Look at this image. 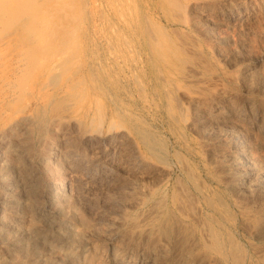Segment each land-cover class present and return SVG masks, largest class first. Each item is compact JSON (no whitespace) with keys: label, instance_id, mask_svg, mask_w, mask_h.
I'll use <instances>...</instances> for the list:
<instances>
[{"label":"rangeland","instance_id":"obj_1","mask_svg":"<svg viewBox=\"0 0 264 264\" xmlns=\"http://www.w3.org/2000/svg\"><path fill=\"white\" fill-rule=\"evenodd\" d=\"M132 1H133L134 5L131 6L130 4L132 3ZM134 1L135 0H124V1L123 0H120V1L119 0H0V35H3V34H8L9 35V33H11V32L13 33L14 31L15 32L19 31V33H23L26 36L28 35V42H27L28 45H26L27 47H25L26 48L25 50H27V49L29 50L28 53H29L30 57H32L33 55L39 54V53L42 54L43 58L45 57L44 59H48L49 57L50 58L53 57L54 53H56V51H55L56 49L54 48L55 49L54 50L53 47H50V49H48V46H45L46 50L43 49L44 48L43 45H42L43 41H45L47 39L48 41H51L52 43H55V41L58 40L61 37L60 35L65 34L66 31H67L66 33H69L70 31H72L71 35H74V36H72V39H73L74 43L70 47L67 48L68 50H67V53H66V55L68 56L70 62L68 61L67 63H65V66H67V67H69L71 69V71H69V73L66 74L67 76L66 75H56L54 77H51V80H49V81H47L46 79H41V75L39 74V72L36 73L37 70H38L37 69V67H38V65H37L38 62L37 61H38V59L37 60L35 59L34 61H30L31 64H30V62L26 63L25 66L22 68V71L19 72V78H18L19 79V85L21 87H23V93L21 92V90H22L21 89L16 94L15 97H8V99L6 97H4V96L2 97V95L0 94V102L2 103V104H0V107L4 106V104L5 105H10V106H8V111L9 112H7L6 114H3V113L0 112V116L3 115V116L0 117V126L2 125L0 127V132L3 131L2 133H0V137L2 138V139L0 138V149H1L0 150V157L2 156L0 158V164L2 163V166H0V172L3 169L2 167H4V164L6 163V161H13V163L19 164L21 166L20 170L21 169L23 170V171H20V174H19V172H17V170H14L12 172V174H11L12 175L11 179H13V180H11V181L8 180L7 182L5 181V182H2V183L0 182V199H2V197H3V199L4 198L6 199V198H9L8 196H12L13 195V198H11L13 201L11 202V204H9V206H10V210H9L10 215L14 218L16 223H18V222L22 223V221L26 225H29V223H30L31 226L35 229V235H36L35 236L33 234L34 236L30 235L29 237L21 238L22 240L20 241V243H21L22 250L17 252L16 258L17 259H21L22 258V260H25L28 264H45L48 259H49L48 261H52L53 263H56V264H81V263H83V259L82 258H79V260H77L75 263H68V262L66 263L65 260L63 261V259L66 256V253H68V251L71 250V245L72 244H70L69 242L72 243V238L68 234L69 230H70L69 226H71V225H73L74 227L77 226V229L79 231L81 230V232H80L81 243H90L87 246H92V247L93 246L97 247L99 245L101 246V247L99 246V249L101 248L100 250L103 252V253L101 252V254L103 255L101 261H103L104 264L106 262H108L106 264H109V262H110L109 246H108V240L107 239H108V237L110 235H113V233L115 234V236L113 235L114 241L118 242V244L120 245L121 248H124V249L126 248L125 250L126 251L128 250L129 252H131L132 255L134 253H135L134 255H138V254L140 255V254L143 253L142 249H144V248H142V247H141L142 249L140 248L141 245L138 243V240L137 241L135 240V237L134 238H132L131 236L129 237V235H131V231H129L130 227L124 221H121L122 219H121L120 214L122 213V215L123 214L125 215V214L128 213L127 211L132 210V207H133L132 205L135 204L134 199H137L139 191L141 189H145L147 187L162 185L165 182L164 186L167 185L165 189L169 188L168 189L169 193H170V191H174L175 190V192H177V194L183 195L181 193V192H183V191H181V189L183 190V188H182L181 185H179V182H180V184L181 183H182V185L184 184L183 186L185 187V189L187 188L188 191H189V189H188V187H189L191 189L190 192L195 195V196L191 195L187 191L190 194L189 196H187L189 199H190V196H192L191 197L192 200L196 199V197H197V199L195 201L193 200V203H192V204H195L194 206H196V207L199 206L198 200L199 201L202 200L201 192L198 190L199 188H197V187L201 186V187H206L207 189L209 188L208 191L211 194L217 192L218 194H221L222 196L224 195L223 196L224 199L228 202V209H227L228 211L227 210H225V211L223 210L224 211L223 212V217L227 216L226 218H228V219L225 218L226 221L227 220H232V222L231 221H227L228 224L231 225V226L233 225L232 227H234V230H236L235 231L236 233H238V234L241 233L242 234V235L241 234L240 235L243 237V241H244L245 245H247V247L250 249L251 255L254 257L253 258L254 264L255 263L256 264H259V263L264 264V252H262V251H264V247H263L264 246V236H263V234H264L263 232L264 231L261 232V233L260 232L258 233V231H256L255 229H252L253 227L252 228L250 227L251 228V230H250V229H248L249 226H246V225H245V227H246L245 228L244 225H243L244 223L242 222L243 217L240 214L239 210L234 205L236 203L235 201H240V202L244 203V205H247L248 207H250L252 210L262 211L263 215H264V201H263L264 200V182H262V180L264 181V176H261V174L264 175V172H263L264 171V138H261V139H260V137H258L259 139L257 137L254 138L255 136L251 135L253 130L250 128L251 125L253 126V123L255 124V122H256L258 116L260 115V113H264V111H262L264 109V106L261 104V102L264 104V93H263L264 92V85H262L263 82H264V26H263L264 25V20L261 21V22L253 21V23H251V25H249V27L248 26L246 27V30L243 29V28H238V27H235L233 29V27H229L227 24H224L222 21H218V20H215V19H214V21H211L213 23H211V24L209 23V24L206 25L207 21H204L205 19L201 20V18L198 16V14L196 12H193L192 14H190L191 12L188 9L189 6H190V3H189L188 0H182V1L181 0H179V1L170 0L171 2L169 0H164V1L162 0L164 3L169 4V6H168L169 8H168V11L166 12V14L161 13L162 16L160 14L161 18L163 20L167 19V20L176 21V22H179V23H177V25H175V28L177 30L175 29L174 31H172L171 28H167L165 31H163V29H165V28L161 29L160 26L159 27L158 26L155 27V30H157L158 32L162 31L161 33H163V34L164 33L165 34H167V33L171 34V37L170 36L169 37L170 38L173 37L172 40H174V42L177 45H180L181 47L185 46V45L186 46L187 45L195 46V48L198 50V52H200V53H198L200 55V57L197 56L199 59L195 58V61L199 60L197 63H199V62L201 63L202 62V60L200 58H201V56L203 54L204 55L202 56V58H204V59H203V62L201 63L202 65L199 63L201 66L196 63V69H195L196 71L189 72L190 78L188 79V81L186 80V78H183L182 76H177L176 80L173 81V79L172 80L170 79L171 83H168L169 81L167 82L165 80V78L162 77L164 79V81H163V79L161 80V77H160L158 82H161V83L158 84L157 81L156 82H154V81L156 80L155 77L156 76L159 77V75L155 76V74L153 73L152 65L155 62H157L158 60L161 59L160 56L158 54H154V52L156 50H160L161 49V44L163 42V37H161V35H158L156 33V40L157 41L155 40L152 43L153 46L151 45L150 47H148L149 50H151V52L144 50L146 53L144 51H142L143 57H141L140 48L137 49L136 47H134L135 46L134 43L137 40L132 39V37L127 34L128 33L127 32L128 28L123 29L124 27L128 26L127 25V20L131 16L134 15V12L135 13L138 12V7H137L138 5L135 4ZM162 1L152 0L151 3L153 5H155L156 2L158 3V2H162ZM185 1H187V2H185ZM208 1H210L212 3L219 4V3L225 2L227 0H208ZM228 1H232V0H228ZM63 2L65 3L64 4L65 6L62 4ZM118 3L119 4L122 3V5H119ZM177 3L178 4L182 3V4L177 5ZM175 4H176L177 7L175 6ZM135 5H137V6H135ZM181 6H182V8H181ZM51 10H56V12L55 11L53 12V14L54 15L56 14V16H54L53 14H52L53 16L50 15V11ZM64 12L67 13V14H64ZM131 12H133V14ZM51 13H52V11H51ZM193 14H194V16H193ZM118 16L121 17V18H119ZM124 16H125V18H124ZM51 17H53V18H51ZM65 19H67V20H65ZM175 19H177V20H175ZM182 19L184 21H182ZM193 19H195V20H193ZM185 21H187V22H185ZM215 21H218L219 23L218 22L215 23ZM59 22H60L61 26H62V24H63V26H65L64 29L62 27L57 29L56 26H60ZM56 23H58V25ZM25 24H29V25L32 24L34 26V29L31 30L30 32H25V31L19 30V28H21V26L25 25ZM213 24L215 25V28H213L214 27ZM199 25H200V27L202 29L200 27H198ZM203 25H204V27H203ZM208 26H210L209 27L210 29L208 28ZM211 26H213V27H211ZM242 29H243V31L244 30L245 31L244 32L241 31ZM47 30H49V31H47ZM64 30H66V31H64ZM124 30H126V31H124ZM201 30H203V31H205V33H209V34L205 35V33L203 34V32ZM117 31H119V32H117ZM157 31H155V32H157ZM175 31H176V34L174 33ZM73 32H75V33H73ZM121 32H122V34H121ZM19 33H14V36L17 37V35H20ZM41 33L43 35H41ZM116 33L117 34L119 33V35H117ZM48 34H50V35H48ZM51 34L53 36H51ZM35 35H36V38H35ZM47 35L49 36V38H48ZM122 35H125V36H122ZM40 36L41 37L44 36V40L43 39L40 40V38H41ZM11 37H13V36L11 35ZM45 37H47V38L45 39ZM124 37H126V39ZM191 37H193V38H191ZM38 38H39V40H38ZM192 39H194L196 41L193 42ZM36 40L38 41V43H37ZM40 41H42V43ZM124 41H126V42H124ZM133 41H134V43H133ZM159 41H160V44L157 43L155 45V43L159 42ZM179 42L181 44H179ZM186 42L189 43V44H186ZM52 43H50V45ZM131 43H132V45H131ZM41 46H42V48H41ZM153 48H157V49H153ZM44 51H45V53H44ZM52 52H54V53H52ZM6 53L8 54V52H3L1 55L2 56L3 55H7ZM43 54H44V56H43ZM49 54H51L52 56H50ZM70 54H71V56H70ZM147 54H148V56H147ZM225 55H226V57H225ZM227 56L230 59L227 58ZM186 58H187V55H186ZM227 59H229V60H227ZM234 59L237 61V63L235 62ZM207 60H208L209 63L205 62ZM233 60L235 62V66L233 65L234 64ZM137 62H138V64H137ZM146 62H148V63H146ZM243 63L246 66H244ZM36 65H37V67H36ZM253 65L254 66L257 65V66L253 67ZM258 65L260 66V68H258L259 67ZM65 66H64V68L67 70V68ZM85 66L94 68L96 71H98V70L99 71H98V73L96 75L93 74V76L92 75L87 76L86 84H85V82L83 80H82L83 81L82 82L81 79L74 81V83L70 82V83L66 84V78L63 77V76L68 77V75H70L71 73L76 72V70H78L77 68H82V67H85ZM206 66H207V68H206ZM104 70H105V72H104ZM197 70H198V72H201V73L197 74ZM243 70L246 71V72H243ZM261 70H262L263 73L260 72ZM218 71L220 73H218ZM251 71L253 72L254 75L256 74L254 72H257L256 76L259 79L258 78L254 79L256 76H254L252 74L254 76L253 77L251 75V73H250ZM145 72L147 74H145ZM258 72L261 73V75ZM101 73L106 74V76L102 75ZM248 73H250V74H248ZM242 74H243V76H242ZM249 75L252 76V78H249L250 77ZM100 76H101V78H105V80L107 78H108L107 80L111 79L110 80L111 84L114 83V84L117 85V87H116V85L113 84V86H115L114 88L117 90V91H115L116 92V96L119 95V98H123L124 101H126L129 104L130 108L134 112L136 111V113L139 116H141L142 124H144L142 126V129L145 127V129H143V130L146 132L147 135H150L149 136V139H150L149 143L152 145V149L151 150L148 151L147 149L143 148L142 152L144 151L143 153L145 154L146 158L151 160L152 162L161 164V161H163V162L165 161L164 165H166L165 167L168 169V171H166V172H168V173L165 174V172H161L162 174H160V173H156L153 169H151V170L148 169L147 170L146 168L145 169L143 168L141 171H138V173L136 174L140 178H138L136 175H135L136 177L135 176L132 177V175H131L132 174V170L137 169L138 166L134 164V166H135L134 168H133V165H132V166H130V168L127 166L129 168L128 170L126 169V167H123L124 169H122L121 168L122 166H120L119 163H118V161H119L118 158H121L124 155L122 150L119 152L120 154L122 153L121 154L122 156L119 153L115 154L114 150H113V145L109 143V146H108V143H106V142H105L106 143L105 147H104L105 144L102 143L104 148L101 147L102 145L100 144L98 147H101V148H99V150L96 149L97 152L98 151H103V149H104L103 152L97 153L96 151H94V152L88 151L87 149H89V146H91V144L89 143L88 145L86 144L87 146L84 145V144L79 145L78 147L81 146L80 150L77 147V149L74 151V153H72V157H76L77 159H78V157H80V155L85 153L82 156L86 155L87 159L83 162L84 163L83 166L85 165L83 168H86L88 166L87 168L89 169L94 159H95L94 160L95 163H96L97 160H98L97 163L101 162L99 164L100 168L97 167L96 171L94 169L91 172V173L94 172L93 174L90 173L88 175L86 173L87 177H85V173L84 172H86L88 170L87 168L86 169L82 168V170H76L75 168L72 167V169H74V171H76V172H74L71 169V167H69V164L67 165V164L64 163V161H63L64 157L63 156L69 150V146H68L69 143H68L67 139H69L71 136H74V134L71 132L72 130L69 127L67 128V126H62V125H60L58 123H55L56 124L55 125V124L51 123L49 119L51 118V115H53V113H55L57 110L58 111H63L64 109H67L71 105V102H72L71 100H74L73 103L75 101H77V102L80 101L82 99V93L81 92H85V90L88 88L87 86L88 85L90 86L91 83H93V85H95L94 82L97 81L98 78H100ZM145 76L147 78H145ZM191 77L195 78V80L193 78H191ZM205 78L209 79V81L207 82V79H205ZM149 79L150 80L152 79V80L149 81ZM178 79L179 80L181 79V81H183V82H181V81L179 82ZM192 79L194 80V83H193ZM200 79L201 80L204 79L205 81L204 80L200 81ZM243 79H244L245 84L242 81ZM245 79H247V80H245ZM249 79L252 82V85H255V86H250L251 82L249 81ZM41 80H42V82L46 81V82H44L46 84L45 85L41 84V86L38 85V86H36L34 88H32L33 86H30L32 83H36L37 81H41ZM89 80H90V83H88ZM144 80H146V81L148 80L147 84L149 82V85H147L148 86V90L147 91L144 90V88L142 89V87H143L142 82ZM189 80L192 81V82H190ZM256 80L258 82L260 80L261 84H260V82L258 83ZM172 82H173V84L175 82L177 85L176 84L173 85ZM256 82L258 84H256ZM24 83H25V85H24ZM198 83H200V84H198ZM240 83H243L244 86L242 84H240ZM161 84H162V86H161ZM213 84H215V85H213ZM247 84L248 85L250 84L249 86L253 87V88H250ZM204 85H206V86H204ZM245 85H247L248 88ZM26 86H27V88H25ZM29 86L31 88H29ZM156 86L159 87V88L155 89ZM164 86H167V87H164ZM173 86H175V88ZM196 86H198V88ZM212 86H213V88H212ZM72 87H74V88L72 89ZM168 87H170V89ZM240 87H241V89H239ZM53 88H54V91H53ZM118 88H119V90H118ZM163 88H164L165 91H167V90L171 91V92L173 91L174 93H177L179 95V97H178V100L180 99L179 103L180 104H184L182 106H183L184 113H185L186 117H185V115H183V116L185 117L186 121L182 120V118H180V117H177L176 113H178V108L176 106H178V104H177L178 102L176 100V97L175 96L172 97V93H170L171 99L173 100V102H172L170 100L169 96L168 97L162 96V94H164L163 92H165L163 90ZM176 88H178V89H176ZM220 88H225L229 92L233 93V96L235 97V99H238V97H239V99H241L244 102L243 103L240 100V102L243 105L247 106L248 102L249 103H251V102L253 103L254 102V105L256 104L255 107H254L255 109L253 108V110H252L254 113H251L252 111L249 112V110L248 111L246 110L247 112L246 111L242 112L240 110H236L235 113H236V115L238 114L237 115L238 118L240 120L243 118L241 121L240 120L239 121L240 122L243 121V123L245 122L244 123L245 125L242 126L243 123H240L239 125L242 126V129L234 128V131H235V129H237L235 132L231 128L230 129H224L223 127H221L222 131H220V130L218 131V129H220V126H218V125L216 126V124L214 125L213 123H212L213 125L211 123H209V124H207V123L205 124L204 123L202 125V123H201L200 126H196V128H194L196 130H197V128H198V130L200 128L205 129V131L207 132L206 134L204 133L205 131L202 130V129H200L201 132L203 131L202 133L200 132V130H199V132L197 131L198 133L194 132L195 130L192 129V128H191V130H192L191 131L190 127H188L187 124H189L188 121H193L195 114L188 108L189 101L191 100L190 97L196 96V95H198L200 93H204L206 95H213V94L217 95V92H218V90ZM243 88H245V89L243 90ZM24 89H26L27 91L24 90ZM171 89H173V90H171ZM247 89L248 90L250 89V90L248 91ZM261 89H262V91H261ZM72 90H73V92H72ZM191 91H193V92H191ZM69 92L70 93L71 92L72 93L75 92L74 93V95H75L74 97H75L76 100L74 98L72 99L73 95H71L72 97L68 98L67 100L61 98V96H64V94H69ZM55 93L59 94L58 96H59L60 99H55L58 102L57 101L55 102V100H54V102L56 104L54 103V104H51V105H55L56 106L57 103H60V105L58 104V106L55 107V108H53L54 106L53 107L49 106V107H47L46 110H44L45 109L44 106L48 104V101L51 100V98L53 97V95ZM117 93H118V95H117ZM180 93L181 94L183 93V94L181 95ZM187 94L189 95V98L185 97V95L188 96ZM46 95H47V97H46ZM50 96H51V98H50ZM159 96L161 98H159ZM49 98H50V100H49ZM132 98L133 99L135 98L134 99L135 101ZM158 99H159L160 102L157 101ZM3 100L6 101V103ZM166 100H167L168 103L166 102ZM13 101H16V102H13ZM43 101H44V103H43ZM174 101H176V102H174ZM171 102H172L173 106L171 105ZM154 103H156V104H154ZM166 103H167V106H166ZM160 104H162V105H160ZM26 105H30L32 108H36V109H32V115H33L34 118L33 119H29V120L28 119L27 120H21L20 124H18L17 127H13L11 129V125H9L10 121L13 118H17V116H18L17 115L18 113L16 112V114H15L14 112L18 110V107L21 108V106L23 107V106H26ZM9 107H11V108H9ZM100 107L101 106H95V108H94V110H96L95 112L97 113V114L95 113L97 121H95V125H93V129H96L95 131H98L100 129H101L100 131H102L104 125H106V123L104 124V122H105V114L106 113H105V110H103ZM166 107H168V108H166ZM48 108H49V110H48ZM51 108L54 110V112H53V110ZM172 108L173 109L175 108L174 109L175 112H173L174 110L173 111L171 110ZM39 109L40 110L43 109V111H44V112L42 111V116H41V113L39 112ZM257 109L261 110L262 112L258 111ZM254 110L255 111L257 110V111L255 112ZM37 111H38V114H37ZM50 111L53 112V113H51V115L48 114V113H50ZM102 112L104 114H102ZM170 112H172L173 114L170 113ZM192 114H194V116ZM244 114H246V115H244ZM11 115H13V116H11ZM239 115H240V117H239ZM252 115L255 116V117H253ZM253 118H255V119H253ZM171 119L174 120V121L172 122ZM41 120H44V121H41ZM24 122H25V124H24ZM34 122H36V123H34ZM174 122H177V123H174ZM249 122H250V124L251 123L252 124L250 125ZM176 124H177V127H176ZM183 124H185V125H183ZM50 125H52V126H50ZM58 125H60V127ZM246 125H247V127H246ZM8 126H10V127H8ZM211 126H214V127H211ZM176 128H177V130H176ZM215 128H217V129H215ZM64 129H66L67 131L64 130ZM212 129L216 130L217 132L216 131L212 132ZM105 130H104L103 136H106L107 135L106 133H108L106 128H105ZM223 130H225V132H226V130L227 131L231 130L232 132H226V133L224 132V133H222ZM245 131L249 132V135L251 136V138H250L249 135H247L248 132H245ZM65 132H67V133H65ZM238 132L240 134H242V135L239 136ZM41 133H42V135H41ZM63 133H65L64 137H63ZM194 133H196V134H194ZM235 133H236V135H235L236 137H234ZM232 134H233V136H232L233 139L231 138L232 140L230 138H228L230 140L225 139V137L227 138L228 135H229V137H231ZM206 135L207 136L209 135V136L207 137ZM222 136H224V138ZM245 136L246 137L248 136V137L245 138ZM211 137H212V139H211ZM240 137H243V138H240ZM61 139H64V140H61ZM220 139H221L222 142L219 141ZM243 139H245V140H243ZM249 139H251V140H249ZM179 140H181V141H179ZM253 140H254L255 143H253ZM61 141H62L63 145H62ZM140 143H142V142H140ZM242 143H244L243 144L244 146H241ZM245 143H246V145H248L247 146L248 148H246ZM3 144H4V146H3ZM66 144H67V146H66ZM187 144H189V145H187ZM233 144H235L236 146L233 145ZM237 144L239 145L238 146L239 148L237 147ZM57 145H59V146H57ZM157 145L160 146V147H158ZM153 146H155V147H153ZM189 146H190L191 150L187 149ZM202 146L205 149L202 148ZM224 146H226V150L227 151L225 150ZM262 146H263V148H261ZM221 147H224V148H221ZM253 147H254V149H253ZM259 147H260V149H259ZM217 148L218 149L220 148V149L218 150ZM2 149L5 150V151H3ZM19 149H22V150H19ZM155 149H157V150H155ZM247 149H248V151H246ZM6 150H7V152H6ZM62 150H64L65 152L62 151ZM77 150L79 152H77ZM214 150L216 152L217 151L218 152L216 153ZM229 150H230V153H229ZM87 151L91 152L93 155H91V153H89V156H88ZM154 151H155L156 154L158 153L157 154L158 156H155L156 154L154 153ZM80 152H83V153H80ZM219 152H221V153H219ZM95 153H96V155H95ZM124 153H125V151H124ZM163 153H165V155ZM200 153H202V154H200ZM227 153H229V154H227ZM240 153H242V154H240ZM245 153H247V154L245 155ZM74 154H77L79 156L74 155ZM100 154H101V156H100ZM108 154L109 155L110 154L111 155L114 154L115 157H114V155L112 157L111 155L109 156ZM149 154H152V155H149ZM209 154H210V156H209ZM234 154L235 155L237 154V155L235 156ZM213 155H215V156L219 155V156H217L218 157L217 158V157H215ZM223 155H224V157L226 159L228 158L227 162H226V159H225V161L222 160V158L224 159ZM17 156H19L21 159H19V157H17ZM103 157L105 159H103ZM111 157H112V159H111ZM150 157H152V159ZM156 157H158L157 160H156ZM22 158H25V159L23 160ZM76 158H73V159H76ZM90 158H91V160H90ZM92 158H93V160H92ZM161 158H163V159L160 160ZM100 159H101V161H99ZM106 159L108 160V162H107ZM109 159L111 160V162L113 161V163H111ZM176 159H178L179 161H181V160H183V161H181L179 163V161H177ZM261 159H263V160H261ZM56 161H57V163H56ZM166 161L168 162L167 164H166ZM19 162H21L22 164H20ZM110 163H111V166L114 165V168L110 166ZM181 163H182V166H181ZM183 163H184V165H183ZM188 163H189V165H188ZM62 164H64V166L66 165V167H64ZM107 164H109V165L107 166ZM257 164H258V166H257ZM56 165H58V166L56 167ZM100 165H102V166H100ZM115 165H116V167H115ZM61 166H63L65 169L63 167H61ZM105 166H107V169L105 168ZM184 166H185V168H184ZM117 167L120 168V171H118L119 168H117ZM252 167L255 169V171H253L254 169ZM58 168H61L60 169L61 171ZM109 169H110V172H109ZM184 169H187V170L185 171ZM258 169H259V171H258ZM83 170H85V171H83ZM115 170H117L116 172H118V173H115L114 172ZM143 170H144V172H143ZM145 170H147L146 173H145ZM193 170H194V172H193ZM70 171H72V172H70ZM104 171H106V172H104ZM149 171H152V172L148 173ZM120 172H122L123 175L119 174ZM72 173H74V174L76 173V175L73 174L76 177V179L72 175ZM108 173H110V174L108 175ZM144 173H145V175H144ZM21 174H22V177H20ZM163 174L165 175V177H164ZM81 175H83L85 178L83 176H81ZM90 175H92L91 178H90ZM105 175L107 177H105ZM157 175H159V177L160 176L161 177L158 178ZM123 176H125V178ZM153 176L154 177L157 176V177L154 178ZM177 176H178L179 179L177 178ZM190 176H191V178H190ZM193 176H194V178H193ZM205 176H207V177H205ZM213 176H215V177H213ZM70 177H72V179ZM81 177H82V179L84 178V180H85L84 183L86 182V180L88 181L85 184L88 185L90 183L88 185V187H90V188H87V190H86L85 187H82L81 185H80L81 186L80 187L79 183L77 182V179L81 178ZM117 177H119V178L116 179V181L119 180L120 183H118V185H121V186H120V188H118L117 190L114 191V190H111L113 186L112 185L110 186L108 182L114 181L115 178H117ZM21 178H22V181H21ZM120 178H122L121 181H120ZM136 178H138V180ZM195 178H196V182H198V184L195 183ZM73 179H75L76 182L73 181ZM128 179H132V181L129 180V182H128ZM133 179H135V180H133ZM140 179H142V180L144 179V182L141 181ZM148 179H150V180H148ZM176 179L178 180L177 182H176ZM259 179L261 180V183H260ZM96 180H99V181H96ZM106 180H108V181H106ZM124 180L127 181L128 183L125 182ZM154 180H155V182H154L155 184H153ZM241 180H243L244 183ZM157 181H160V182L158 183ZM251 181H252V183H251ZM30 182L35 184L34 188L31 187L30 185H28ZM91 182H93V183H91ZM101 182H103V183H101ZM124 182L127 183L128 185L127 184L124 185L125 184ZM136 182H137V184H136ZM138 182H139V184L142 183L143 185H139ZM148 182H149V184H148ZM249 182H250V184H249ZM53 183L55 185H57V186L59 185V187H61V184H62L63 187H61V188L64 190L63 192H65L64 197H67V194H68V198L67 199H69L70 201L71 200H74V201L70 202L66 198H65L66 200H64V197L63 198L61 197L62 194L59 195V196L56 195L55 191L53 190V186H54ZM75 183H76L77 187H75ZM176 183L178 184V186H177ZM218 183H220V184L218 185ZM135 184H136L137 187H135ZM228 184L229 185L238 186V188H241L240 186L243 187V185L248 186V187L252 186V187H254V189L252 187H251L252 189L250 187L247 188L249 190V192H250V193L248 192V194H247L246 192L248 190L247 189L244 190L243 188H241L240 191L238 190V193L240 192L239 193L240 195H239V194H237V191L236 192L235 191L234 192L226 191L225 189H226ZM97 185H99V186H97ZM101 185H104L105 187H103V186L101 187ZM78 186L82 189L80 191H82V193L84 195H80V192L78 190ZM131 186H132V188L135 187V190H134V188L132 189ZM140 186H141V188H140ZM210 186L213 188V190H212V188ZM121 187H123V188H121ZM177 187H180L181 189L177 188ZM71 188H73V190ZM33 189L36 190V191H34L35 193L32 191ZM109 189H110L111 192L109 191ZM178 189H179V191H178ZM66 190H68V192ZM101 190H102V192H101ZM120 190H122V191L120 192ZM132 190H134L133 193H132ZM250 190H252L253 192H251ZM86 191H88V192H86ZM74 192H75V194H74ZM76 192H79V193H76ZM184 192H186V190ZM107 193H108V195H107ZM109 193L112 194V195H110ZM123 193H125V194H123ZM251 193H253V194H251ZM256 193H257V195H256ZM1 194H2V196H1ZM126 194H128V196ZM130 194L132 196H130ZM184 195H188V194H184ZM59 197L61 198L60 200H58ZM122 197H124V198H122ZM126 197H128V198H126ZM193 197H195V198H193ZM198 197H200L201 199L198 198ZM192 204L190 203L189 205L192 206V208H193ZM197 204H198V206H197ZM16 206H17V208H16ZM60 206L62 208H59ZM118 206H119V208H118ZM60 211H61V214H60ZM75 211H76V213H75ZM115 211H117V212H115ZM121 211H123V212H121ZM35 214H37V215H35ZM116 215L117 216L119 215V216L117 217ZM41 218H42V220H41ZM67 218L70 219V220H68ZM208 219L212 220L211 217H208ZM71 220H72V222H71ZM111 221H113V222H111ZM238 221L240 223H238ZM110 222H111V225H112L111 226L112 229L110 228L111 230L109 229ZM120 223H121V225H120ZM241 225H243V226H241ZM127 228H128V230H127ZM118 229H119V231H118ZM121 229L123 231H120ZM38 231H39V233H38ZM127 231H129V232H127ZM255 232L257 234H255ZM108 233H110V235ZM124 233H125V235H124ZM122 234H123V237L121 239ZM65 235H67V236H65ZM81 235H83V236H81ZM126 235L128 236V238H127ZM259 237H261V238H259ZM123 240H125V241H123ZM94 241L96 242V244L94 243ZM104 241H105V244H104ZM260 247L263 249L262 251H261ZM129 248H130V250H129ZM140 249L142 251V252L140 251L141 253L139 252ZM65 250H66V252H65ZM137 250H138V252H137ZM62 252H64L65 254L62 253ZM255 252H258V253H255ZM257 254H259L260 256L257 255ZM60 256H63V257H60ZM30 259L31 260L35 259L36 261L32 260V262H31V261H29ZM54 259H56V260H54ZM123 259L124 258L122 257L120 259V262L123 261ZM135 262L137 264L138 263L139 264L140 263L141 264H145V263L147 264V260L145 261V259L143 260L142 258H139L137 260L135 259ZM135 262H134V258H132L131 264H135Z\"/></svg>","mask_w":264,"mask_h":264},{"label":"bare ground","instance_id":"obj_2","mask_svg":"<svg viewBox=\"0 0 264 264\" xmlns=\"http://www.w3.org/2000/svg\"><path fill=\"white\" fill-rule=\"evenodd\" d=\"M120 1V0H119ZM124 1V0H123ZM152 0H135L134 3L137 4L135 6L138 7V12H134V15L131 16L128 20H127V25L126 27H124L123 29L125 28H128V35H130L132 37V39H135L137 41H133L134 43V47H136L137 49L140 48V55L141 57H143V53L142 51H149L151 52V50H149L148 47H150L151 45L153 46V42L156 40V33L158 35H161V37H163V42L161 44V49L160 50H156L154 52V54H158L160 56V60H158L157 62H155L153 65H152V69H153V73L156 75H159L156 76V80L154 82H158L160 77H161V80L163 78H165V80L168 82V83H171L170 81L173 79L176 80L177 79V76H182L183 78H186V80L188 81V79L190 78V74L189 72L191 71H196V63L199 61H195V58L196 59H199L197 56L200 57V55L198 53V50L195 48V46L193 45H185V46H180V45H177L171 37V34H163L161 32H158L157 30H155V27H161L162 28H165L163 29V31H165L167 28H171L172 31H174L176 28H175V25H177V23L179 22H176V21H170V20H163L161 18L162 14H166V12L168 11V6L169 4L167 3H164L162 0H159V1H162V2H156L155 5H153L151 3ZM170 1V0H169ZM179 1V0H177ZM182 1V0H181ZM189 3H190V6H189V11L191 12L190 14H192L193 12H196L198 14V16L202 19H205L204 21H207L206 25L207 24H211L213 22L211 21H214L215 20H218V21H222L224 24H227L229 27H233V29L235 27H238V28H243L246 30V27L249 25H251V23H253V21L255 22H261L264 20V0H232V1H225V2H222V3H219V4H216V3H212L208 0H188ZM131 2V1H130ZM171 2V1H170ZM187 2V1H185ZM127 3V2H126ZM176 3V2H175ZM63 5L65 4L64 2L62 3ZM119 4V3H118ZM129 4V3H128ZM171 4V3H170ZM182 4V3H180ZM177 3V5H180ZM16 5V4H15ZM23 5V4H22ZM72 5V4H71ZM119 5H122L119 4ZM131 6L134 5L133 4V1L132 3L130 4ZM65 6V5H64ZM130 6V7H131ZM134 6V7H135ZM172 6V5H171ZM176 6V4H175ZM174 6V7H175ZM125 7V6H124ZM173 7V6H172ZM177 7V6H176ZM184 7V6H183ZM117 8V7H116ZM128 8V7H127ZM132 8V7H131ZM182 8V6H181ZM71 9V8H70ZM135 9V8H134ZM133 9V10H134ZM60 10V9H59ZM72 10V9H71ZM70 10V11H71ZM172 10V9H171ZM43 11V10H42ZM52 11V13H51ZM50 11V15L53 14V12L56 10H51ZM65 11V10H64ZM188 11V12H189ZM60 12V11H59ZM18 13V12H17ZM133 14V12H131ZM64 14H67L64 12ZM131 14V15H132ZM161 14V16H160ZM175 14V13H174ZM23 15V14H22ZM54 15V14H53ZM52 15V16H53ZM71 15V14H70ZM119 15V14H118ZM124 15V14H123ZM170 15V14H169ZM7 16V15H6ZM56 16V14L54 15ZM120 16V15H119ZM118 16V17H119ZM177 16V15H176ZM194 16V14H193ZM197 16V17H198ZM64 17V16H63ZM164 17V16H163ZM179 17V16H178ZM47 18V17H46ZM50 18V17H49ZM53 18V17H51ZM66 18V17H65ZM121 18V17H119ZM118 18V19H119ZM125 18V16H124ZM127 18V17H126ZM182 18V17H181ZM180 18V19H181ZM186 18V17H185ZM193 18V17H192ZM196 18V17H195ZM48 19V18H47ZM199 19V18H198ZM61 20V19H60ZM67 20V19H65ZM126 20V19H125ZM177 20V19H175ZM195 20V19H193ZM58 21V20H57ZM121 21V20H120ZM182 21H184L182 19ZM218 21H215L218 22ZM54 22V21H53ZM61 22V21H60ZM59 22V24H60ZM126 22V21H125ZM187 22V21H185ZM195 22V21H194ZM203 22V21H202ZM62 23V22H61ZM214 23V24H215ZM219 23V22H218ZM38 24V23H37ZM58 25V23H56ZM118 24V23H117ZM203 24V23H202ZM213 24V25H214ZM261 24V23H260ZM74 25V24H73ZM120 25V24H119ZM219 25V24H218ZM222 25V24H221ZM256 25V24H255ZM259 25V24H258ZM262 25V24H261ZM51 26V25H50ZM196 26V25H195ZM194 26V27H195ZM202 26V25H201ZM217 26V25H216ZM264 26V25H263ZM49 27V26H48ZM52 27V26H51ZM57 29L62 27L63 29L65 28V26H56ZM121 27V26H120ZM200 27V25L198 26ZM204 27V25H203ZM210 26H208L209 28ZM213 27V26H211ZM245 27V28H244ZM260 27V26H259ZM61 28V29H62ZM119 28V27H118ZM201 28V27H200ZM215 28V25L214 27ZM34 29V26L32 24H25V25H22L21 28H19V30H22V31H25V32H30L31 30ZM122 29V30H123ZM159 29V28H158ZM197 29V28H196ZM202 29V28H201ZM210 29V28H209ZM232 29V28H231ZM232 29V30H233ZM237 29V28H236ZM243 29L241 31H243ZM77 30V29H76ZM75 30V31H76ZM79 30V29H78ZM177 30V29H176ZM198 30V29H197ZM208 30V29H207ZM244 30V31H245ZM43 31V30H42ZM49 31V30H47ZM60 31V30H59ZM66 31V30H64ZM126 31V30H124ZM157 31V32H155ZM160 31V30H159ZM199 31V30H198ZM203 32V34L205 33V31L201 30ZM243 31V32H244ZM38 32V31H37ZM36 32V33H37ZM56 32V31H55ZM67 32V31H66ZM63 34V35H60L61 37L55 41V43H52L51 41H48L45 37V41H40L43 45V49H45V46H48V49H50V47H53V49L56 51V53H54L53 57H49L48 59H44L42 57V54L39 53V54H36V55H33L32 57L29 56V50H25L27 47L26 45L27 42H28V35L26 36L25 34L23 33H19V31H14L13 33H9L8 34H3V35H0V94L2 95V97H6L8 99V97H15L16 94L21 90V92L23 93V87H21L19 85V72L22 71V68L25 66L26 63H29L30 61H34L35 59L37 60L38 59V67H37V72H39V74L41 75V79H46L47 81L51 80V77H54L56 75H66L67 73H69V71H71V69L67 66H65V63H67L69 61V58L68 56L66 55L67 53V48L70 47L74 41L72 39V36L74 35H71V32L72 31H68L69 33H66ZM119 32V31H117ZM178 32V31H177ZM3 33V32H2ZM14 33H19L20 35H17L14 36ZM75 33V32H73ZM72 33V34H73ZM176 34V31L174 32ZM179 33V32H178ZM184 33V32H183ZM30 34V33H29ZM54 34V33H53ZM57 34V33H56ZM62 34V33H61ZM117 34V33H116ZM122 34V32H121ZM126 34V33H125ZM206 34H209V33H205ZM11 35L13 37H11ZM37 35V34H36ZM36 35H35V38H36ZM41 35H43L41 33ZM50 35V34H48ZM47 35V36H48ZM55 35V34H54ZM71 35V36H70ZM119 35V33L117 34ZM174 35V34H173ZM38 36V35H37ZM51 36H53L51 34ZM122 36H125V35H122ZM170 36V37H169ZM184 36V35H183ZM190 36V35H189ZM41 37V36H40ZM32 38V37H31ZM49 38V36H48ZM78 38V37H77ZM118 38V37H117ZM126 39V37H124ZM193 38V37H191ZM33 39V38H32ZM43 39L44 40V36H42L40 38V40ZM55 39V38H54ZM76 39V38H75ZM182 39V38H181ZM31 40V39H30ZM39 40V38H38ZM51 40V39H50ZM193 42H195L196 40L192 39ZM34 41V40H33ZM37 41V40H36ZM35 41V42H36ZM48 41V42H47ZM127 41V40H126ZM124 41V42H126ZM157 41V40H156ZM161 41V40H160ZM160 41L159 42H156L155 45L157 43L160 44ZM77 42V41H76ZM185 42V41H184ZM183 42V43H184ZM38 43V41H37ZM50 43H52L50 45ZM128 43V42H127ZM126 43V44H127ZM200 43V42H199ZM124 44V43H123ZM125 44V45H126ZM129 44V43H128ZM127 44V45H128ZM179 44H181L179 42ZM186 44H189L186 42ZM126 45V46H127ZM132 45V43H131ZM154 45V46H155ZM131 47V46H130ZM156 47V46H155ZM31 48V47H30ZM42 48V46H41ZM40 48V49H41ZM47 48V47H46ZM127 48V47H126ZM37 49V48H36ZM77 49V48H76ZM151 49V48H150ZM153 49H157V48H153ZM46 50V49H45ZM39 51V50H38ZM123 51V50H122ZM144 51V52H145ZM3 52H8L7 55H1ZM41 52V51H40ZM76 52V51H75ZM137 52V51H136ZM45 53V51H44ZM51 53V54H52ZM123 53V52H122ZM139 53V52H138ZM146 53V52H145ZM32 54V53H31ZM51 54H49L50 56H52ZM75 55V54H74ZM186 55H187V58H186ZM204 55V54H203ZM202 55V56H203ZM44 56V54H43ZM71 56V54H70ZM73 56V55H72ZM148 56V54H147ZM153 56V55H152ZM201 56V60L203 62V59ZM232 56V55H231ZM48 57V56H47ZM46 57V58H47ZM212 57V56H211ZM226 57V55H225ZM233 57V56H232ZM72 58V57H71ZM157 58V57H156ZM155 58V59H156ZM227 58H229L227 56ZM263 58V57H262ZM142 59V58H141ZM206 59V58H205ZM230 59V58H229ZM227 59V60H229ZM232 59V58H231ZM259 59V58H258ZM71 60V59H70ZM200 60V61H201ZM235 60V59H234ZM233 60V62H234ZM262 60V59H261ZM149 61V60H148ZM36 62V61H35ZM70 62V61H69ZM88 62V61H87ZM201 62V63H202ZM205 62H208L205 61ZM204 62V63H205ZM235 62L237 63V61L235 60ZM235 62H234V66H235ZM239 62V61H238ZM131 63V62H130ZM148 63V62H146ZM151 63V62H150ZM200 63V62H199ZM199 63H197L198 65H200ZM209 63V62H208ZM218 63V62H217ZM228 63V62H227ZM31 64V62H30ZM69 64V63H68ZM135 64V63H134ZM138 64V62H137ZM207 64V63H206ZM205 64V65H206ZM249 64V63H248ZM33 65V64H32ZM202 65V64H201ZM200 65V66H201ZM204 65V66H205ZM244 65V63H243ZM260 65V64H259ZM258 65V66H259ZM64 66L67 68V70L64 68ZM69 66V65H68ZM184 66V67H183ZM203 66V67H204ZM210 66V65H209ZM233 66V67H234ZM246 66V65H244ZM243 66V67H244ZM248 66V65H247ZM250 66V65H249ZM252 66V65H251ZM257 66V65H256ZM253 65V67H256ZM31 67V66H30ZM33 67V66H32ZM147 67V66H146ZM216 67V66H215ZM232 67V66H231ZM242 67V66H241ZM263 67V66H262ZM148 68V67H147ZM207 68V66H206ZM260 68V66L258 67ZM78 70H76V72L74 73H71L70 75H68V77L66 76H63L66 78V84L67 83H70V82H73L76 81V80H80L81 81L83 80L86 84V78L87 76H90L93 74H97L98 71H96L94 68H91V67H82V68H77ZM209 69V68H208ZM252 69V68H251ZM250 69V70H251ZM255 69V68H254ZM257 69V68H256ZM33 70V69H32ZM150 70V69H149ZM238 70V69H237ZM241 70V69H240ZM245 70V69H244ZM243 72H246L244 71ZM247 70V69H246ZM24 71V70H23ZM29 71V70H28ZM254 71V70H253ZM258 71V70H257ZM26 72V71H25ZM105 72V70H104ZM204 72V71H203ZM207 72V71H206ZM249 72V71H248ZM262 72V70L260 71ZM29 73V72H28ZM133 73V72H132ZM196 73V72H195ZM198 73H201V72H198L197 70V74ZM205 73V72H204ZM218 73H220L218 71ZM251 75L253 74V72L251 71L250 72ZM248 73V74H250ZM257 74V72H254ZM259 73V72H258ZM263 73V72H262ZM21 74V73H20ZM100 74V73H99ZM102 75H105L106 74H103L101 73ZM108 74V73H107ZM120 74V73H119ZM145 74H147L145 72ZM149 74V73H148ZM193 74V73H192ZM229 74V73H228ZM247 74V73H246ZM256 74L254 76H256ZM261 75V73H259ZM258 74V75H259ZM196 75V74H195ZM223 75V74H222ZM252 75V76H253ZM259 75V76H260ZM263 75V74H262ZM71 76V77H70ZM149 76V75H148ZM193 76V75H192ZM208 76V75H207ZM243 76V74H242ZM248 76V75H247ZM246 76V77H247ZM250 76V75H249ZM252 76H250L249 78H252ZM253 76V77H254ZM21 77V76H20ZM60 77V76H59ZM110 77V76H109ZM150 77V76H149ZM163 77V78H162ZM167 77V78H166ZM197 77V76H196ZM61 78V77H60ZM64 78V79H65ZM107 78V77H106ZM120 78V77H119ZM136 78V77H135ZM142 78V77H141ZM145 78H147L145 76ZM193 78V77H191ZM248 78V77H247ZM258 78L257 76L254 78L256 79ZM56 79V78H55ZM90 79V78H89ZM108 79V78H107ZM105 80V78H98L97 81H95V85H93V83H91V87L88 85L87 89L85 90V92H81L82 93V99L80 101H75L73 103L74 100H71V105L67 108V109H64L63 111H56L55 113L54 110L53 112L50 111V114L53 113V115H51V118L49 119L51 123L55 124V123H58L62 126H67V128L69 127L72 131V133L74 134V136H69L70 138L67 139L68 143H69V150L66 152V154L63 156V161L65 164H69V167H72L75 168L76 170H82V168L85 166H83V162L87 159V156H82L80 155V157H78V159L76 157H72V153H74V151L77 149V147L81 144H84V145H88L89 143L91 144V146H89V149H87L88 151H96L99 150V148L103 147L102 143H104V147L106 146V143H108V146H109V143L113 145V150H114V153L115 154H118L121 150L123 152V156L121 158H118L119 161V165L122 166L121 168L124 169L123 167H126V169L128 170L130 168V166L133 165V168L135 167V165L138 166L137 169L135 170H132V177H134L138 171H141L143 168L145 169H153L156 173H160L162 174L161 172H166L168 171V169L165 167L166 165H164L165 161H161V164H158V163H155V162H152L151 160L147 159L145 154L142 152L143 148L144 149H147L148 151L152 149V145L149 143L150 139H149V136L150 135H147L146 132L143 130L145 129V127L142 129V126L144 124H142V119H141V116H139L136 111L134 112L129 104L124 101L123 98H119V95L117 93L118 96H116V92L117 91L113 86V84H111L110 80ZM137 79V78H136ZM140 79V78H139ZM168 79V80H167ZM171 79V80H170ZM195 80V78H193ZM192 79L193 83H194V80ZM198 79V78H197ZM207 79V78H205ZM242 79V78H241ZM240 79V80H241ZM259 79V78H258ZM262 79V78H261ZM260 79V80H261ZM21 80V79H20ZM122 80V79H121ZM152 80V79H151ZM149 79V81H151ZM179 80V79H178ZM204 80V79H202ZM200 79V81H202ZM211 80V79H210ZM247 80V79H245ZM259 80V82H260ZM263 80V79H262ZM261 80V81H262ZM82 81V82H83ZM92 81V80H91ZM113 81V80H112ZM133 81V80H132ZM136 81V80H135ZM148 81V80H147ZM147 81L144 80L142 82L143 84V87L142 89L144 88V90H148V86L149 85V82L147 84ZM164 81V79H163ZM181 81V79L179 80V82ZM190 81V80H189ZM190 81V82H192ZM205 81V80H204ZM209 81V79H207V82ZM225 81V80H224ZM243 83L245 84L244 82V79L242 80ZM250 81V79H249ZM257 81V80H256ZM46 81H37L36 83H32L30 86H33L32 88L40 85L41 84H46L44 83ZM138 82V81H137ZM177 82V81H176ZM183 82V81H181ZM211 82V81H210ZM222 82V81H221ZM251 82V81H250ZM258 82V81H257ZM256 82V84H258ZM90 83V80L89 82ZM133 83V82H132ZM140 83V82H139ZM138 83V84H139ZM161 83V82H158V84ZM167 83V84H168ZM234 83V82H233ZM243 83H240L243 85ZM173 84V82H172ZM176 83L174 82L173 85H175ZM184 84V83H183ZM200 84V83H198ZM202 84V83H201ZM204 84V83H203ZM251 84V85H250ZM249 85L250 86H255V85H252V82L250 83ZM261 84V82H260ZM25 85V83H24ZM55 85V84H54ZM116 85V84H114ZM169 85V84H168ZM167 85V86H168ZM177 85V84H176ZM215 85V84H213ZM234 85V84H233ZM248 85V84H247ZM247 85H245L247 87ZM248 85V86H249ZM264 85V82L263 84ZM28 86V85H27ZM27 86L25 88H27ZM29 86V88H31ZM129 86V85H128ZM162 86V84H161ZM167 86H164V87H167ZM172 86V85H171ZM195 86V85H194ZM206 86V85H204ZM241 86V85H240ZM244 86V85H243ZM242 86V87H243ZM249 86V87H250ZM90 87V88H89ZM117 87V85H116ZM119 87V86H118ZM150 87V86H149ZM175 88V86H173ZM177 87V86H176ZM179 87V86H178ZM198 88V86H196ZM201 87V86H200ZM209 87V86H208ZM59 88V87H58ZM74 87H72L73 89ZM76 88V87H75ZM120 88V87H119ZM118 88V90H119ZM128 88V87H127ZM153 88V87H152ZM159 87L156 86L155 89H157ZM161 88V87H160ZM170 89V87H168ZM172 88V87H171ZM213 88V86H212ZM248 88V87H247ZM250 88H253V87H250ZM255 88V87H254ZM258 88V87H257ZM256 88V89H257ZM66 89V88H65ZM178 89V88H176ZM182 89V88H181ZM204 89V88H203ZM208 89V88H207ZM210 89V88H209ZM241 89V87L239 88ZM245 88H243L244 90ZM260 89V88H259ZM26 90V89H24ZM80 90V89H79ZM164 90V88H163ZM173 90V89H171ZM185 90V89H184ZM248 90V89H247ZM250 90V89H249ZM248 90V91H249ZM258 90V89H257ZM256 90V91H257ZM27 91V90H26ZM53 91H54V88H53ZM52 91V92H53ZM65 91V90H64ZM121 91V90H120ZM119 91V92H120ZM126 91V90H125ZM124 91V92H125ZM165 91V90H164ZM262 91V89H261ZM25 92V91H24ZM73 92V90H72ZM71 92V93H72ZM122 92V91H121ZM132 92V91H131ZM138 92V91H137ZM162 92V91H161ZM180 92V91H179ZM189 92V91H188ZM193 92V91H191ZM199 92V91H198ZM246 92V91H245ZM69 92V94H64V96H61L62 99H65L67 100L68 98L72 97L71 95H73L72 99L74 98L75 99V95L74 93L71 94ZM128 93V92H127ZM164 94H162V96H166V97H170V100L173 102V100L171 99V96H170V93H172V97L175 96L176 97V100H177V104L178 106H176L178 108V113L177 114V117H180L182 118V120L186 121L185 120V113H184V109H183V106L184 104H180L179 103V100H178V97L179 95L177 93H174L173 91H165L163 92ZM196 93V92H195ZM261 93V92H260ZM264 93V92H263ZM50 94V93H49ZM52 94V93H51ZM62 94V93H61ZM120 94V93H119ZM143 94V93H142ZM181 94V93H180ZM183 94V93H182ZM181 94V95H182ZM244 94V93H243ZM59 94L55 93L53 95V97L49 98L50 101H48V104L44 106V110L47 109V107L51 106L53 108L57 107L58 104L60 105V103H57V105H51V104H54L57 100L55 99H60ZM77 95V94H76ZM141 95V94H140ZM161 95V94H160ZM188 95V94H187ZM245 95V94H244ZM251 95V94H250ZM145 96V95H144ZM184 96V95H183ZM243 96V95H242ZM47 97V95H46ZM148 97V96H147ZM152 97V96H151ZM158 97V96H157ZM185 97H188L189 98V95ZM258 97V96H257ZM159 98H161L159 96ZM21 99V98H20ZM133 99V98H132ZM135 99V98H134ZM133 99V100H134ZM152 99V98H151ZM164 99V98H163ZM183 99V98H182ZM190 101H189V106L188 108L195 114H192L194 116V119L193 121H188L189 124L188 127H190V130L191 128L194 129L196 128V126H200V124L202 123V125L205 123L209 124V123H213L214 125L216 124V126H220V129H218V131H222L221 130V127H223L224 129H233L234 131V128H239V129H242V126L245 125L242 122H240L241 120L238 118V114L236 115V110H240L242 112L244 111H252L253 108L255 107L254 105V102L252 103H249L248 102V105H243L241 102H243L241 99H235V97L233 96V93L229 92L228 90H226L225 88H220L217 92V95L216 94H213V95H206L204 93H200L196 96H192L190 97ZM257 99V98H256ZM259 99V98H258ZM2 100V99H1ZM10 100V99H9ZM17 100V99H16ZM55 100V102H54ZM76 100V99H75ZM153 100V99H152ZM165 100V99H164ZM169 100V99H168ZM241 100V102H240ZM245 100V99H244ZM251 100V99H250ZM4 101V100H3ZM11 101V100H10ZM23 101V100H22ZM61 101V100H60ZM132 101V100H131ZM135 101V100H134ZM159 101V99L157 100ZM252 101V100H251ZM259 101V100H258ZM6 103V101H4ZM8 102V101H7ZM12 102V101H11ZM13 102H16V101H13ZM58 102V101H57ZM68 102V101H67ZM66 102V103H67ZM146 102V101H145ZM149 102V101H148ZM160 102V101H159ZM164 102V101H163ZM167 102V100H166ZM172 102H171V105H172ZM176 102V101H174ZM26 103V102H25ZM24 103V104H25ZM44 103V101H43ZM47 103V102H46ZM168 103V102H167ZM167 103H166V106H167ZM244 103V102H243ZM0 104H2L0 102ZM4 104V103H3ZM13 104V103H12ZM11 104V105H12ZM28 104V103H27ZM56 104V103H55ZM150 104V103H149ZM156 104V103H154ZM153 104V105H154ZM176 104V103H175ZM247 104V103H246ZM261 104L264 106V104L261 102ZM62 105V104H61ZM136 105V104H135ZM162 105V104H160ZM259 105V104H258ZM8 106L10 105H5L0 107V112L3 113V114H6L8 111ZM95 106H101L100 108H102L103 110H105V122L104 124L106 123V125H104L102 131L98 130V131H95L96 129H93V125H95V121L96 120V115H95V111L94 108ZM157 106V105H156ZM173 106V105H172ZM260 106V105H259ZM41 107V106H40ZM60 107V106H59ZM162 107V106H161ZM257 107V106H256ZM11 108V107H9ZM42 108V107H41ZM144 108V107H143ZM157 108V107H156ZM168 108V107H166ZM258 108V107H257ZM263 108V107H262ZM32 109H36V108H32L30 105H26V106H21L18 107V110L17 111H13L15 114L16 112L18 113L17 115V118H11L12 120L10 121V124L11 125V129L13 127H17L18 124H20L21 120H29V119H33V115H32ZM38 109V108H37ZM158 109V108H157ZM175 109V108H174ZM173 108L171 109L172 111L174 110ZM255 109V108H254ZM260 109V108H259ZM257 109L258 111H261ZM49 110V108H48ZM147 110V109H146ZM151 110V109H150ZM170 110V111H171ZM177 110V109H176ZM256 110V111H257ZM36 111V110H35ZM42 110L39 109V112L41 113V116H42ZM99 111V110H98ZM246 111V112H247ZM255 111V110H254ZM255 111V112H256ZM264 111V109L262 110ZM261 111V112H262ZM12 112V113H13ZM44 112V111H43ZM169 112V111H168ZM175 112V110L173 111ZM241 112V113H242ZM157 113V112H156ZM155 113V114H156ZM172 113V112H170ZM189 113V112H188ZM187 113V114H188ZM239 113V112H238ZM251 113H254L253 111ZM250 113V114H251ZM37 114H38V111H37ZM97 114V113H96ZM102 114H104L102 112ZM173 114V113H172ZM171 114V115H172ZM243 114V113H242ZM14 115V114H13ZM11 115V116H13ZM36 115V114H35ZM34 115V116H35ZM99 115V114H98ZM185 115V117L183 116ZM241 115V114H240ZM239 115V117H240ZM246 115V114H244ZM243 115V116H244ZM256 115V114H255ZM3 116V115H1ZM0 116V117H1ZM8 116V115H7ZM39 116V115H38ZM169 116V115H168ZM173 116V115H172ZM175 116V115H174ZM248 116V115H247ZM246 116V117H247ZM253 116V115H252ZM10 117V116H9ZM104 117V116H103ZM170 117V116H169ZM255 117V116H253ZM5 118V117H4ZM175 118V117H174ZM179 118V119H180ZM184 118V119H183ZM248 118V117H247ZM250 118V117H249ZM36 119V118H35ZM42 119V118H41ZM46 119V118H45ZM47 119V120H48ZM177 119V118H176ZM252 119V118H251ZM255 119V118H253ZM4 120V119H3ZM40 120V119H39ZM46 120V121H47ZM172 120V119H171ZM181 120V119H180ZM188 120V119H187ZM240 120V121H239ZM245 120V119H244ZM9 121V120H8ZM32 121V120H31ZM41 121H44V120H41ZM174 120H172L173 122ZM246 121V120H245ZM252 121V120H251ZM100 122V121H99ZM103 122V121H102ZM152 122V121H151ZM253 122V121H252ZM36 123V122H34ZM49 123V122H48ZM50 123V124H51ZM147 123V122H146ZM174 123H177V122H174ZM179 123V122H178ZM184 123V122H183ZM186 123V122H185ZM240 123H243L242 126L239 125ZM2 124V123H1ZM25 124V122H24ZM23 124V125H24ZM42 124V123H41ZM40 124V125H41ZM46 124V123H45ZM212 124V125H213ZM250 124V122H249ZM252 124V123H251ZM250 124V125H251ZM27 125V124H26ZM39 125V126H40ZM56 125V124H55ZM60 125H58L60 127ZM185 125V124H183ZM186 125V126H187ZM249 125V126H250ZM2 126V125H1ZM0 126V127H1ZM52 126V125H50ZM61 126V127H62ZM100 126V125H99ZM147 126V125H146ZM168 126V125H167ZM185 126V127H186ZM210 126V125H209ZM241 126V127H240ZM10 127V126H8ZM44 127V126H43ZM102 127V126H101ZM100 127V128H101ZM176 127H177V124H176ZM202 127V126H201ZM206 127V126H205ZM211 127H214V126H211ZM247 127V125H246ZM7 128V127H6ZM5 128V129H6ZM66 128V129H67ZM105 128L107 129L108 133H106L107 135L106 136H103V133H104V130ZM209 128V127H208ZM207 128V129H208ZM218 128V127H217ZM215 128V129H217ZM222 128V129H223ZM253 132L251 133L252 136H255L254 138H258L260 137L261 138H264V113H260V115L258 116L255 124L253 123V126L251 125L250 127ZM8 129V128H7ZM41 129V128H40ZM64 129V130H66ZM98 129V128H97ZM188 129V128H187ZM202 129V128H200ZM199 129V130H200ZM206 129V130H207ZM37 130V129H36ZM42 130V129H41ZM60 130V129H59ZM58 130V131H59ZM68 130V129H67ZM66 130V131H67ZM177 130V128H176ZM195 131L194 132H199L198 128L197 130L194 129ZM205 131V129H202ZM237 129H235L236 131ZM244 130V129H243ZM248 130V129H247ZM13 131V130H12ZM69 131V130H68ZM106 131V130H105ZM192 131V130H191ZM213 131H216V130H213L212 129V132ZM234 131V132H235ZM3 132V131H2ZM0 132V133H2ZM18 132V131H17ZM40 132V131H39ZM70 132V133H71ZM170 132V131H169ZM179 132V131H178ZM197 132V133H198ZM201 132V130H200ZM203 132V131H202ZM201 132V133H202ZM211 132V131H210ZM217 132V131H216ZM225 130H223L222 133H224ZM226 132H232L231 130L230 131H227ZM225 132V133H226ZM245 132H248V131H245ZM5 133V132H4ZM43 133V132H42ZM41 133V135H42ZM67 133V132H65ZM63 133V137H64V134ZM205 134L207 133L206 131L204 132ZM219 133V132H218ZM237 133V132H236ZM236 133L234 134V137H236ZM36 134V133H35ZM69 134V133H68ZM196 134V133H194ZM228 134V133H227ZM239 136H241L242 134H240L238 132ZM247 134V133H246ZM11 135V134H10ZM178 135V134H177ZM230 135V134H229ZM228 137L225 139H228V138H232L233 134L231 135V137ZM244 135V134H243ZM249 135V132L248 134ZM5 136V135H4ZM179 136V135H178ZM200 136V135H199ZM204 136V135H203ZM207 136V135H206ZM209 136V135H208ZM207 136V137H208ZM212 136V135H211ZM250 136V135H249ZM7 137V136H6ZM44 137V136H43ZM60 137V136H59ZM62 137V138H63ZM224 138V136H222ZM244 137V136H243ZM243 137H240V138H243ZM248 137V136H247ZM245 136V138H247ZM1 138V137H0ZM5 138V137H4ZM19 138V137H18ZM152 138V137H151ZM175 138V137H174ZM181 138V137H180ZM251 138V136H250ZM253 138V139H254ZM2 139V138H1ZM56 139V138H55ZM149 139V140H148ZM154 139V138H153ZM209 139V138H208ZM212 139V137H211ZM228 139V140H230ZM233 139V138H232ZM231 139V140H232ZM259 139V138H258ZM7 140V139H6ZM18 140V139H17ZM61 140H64V139H61ZM215 140V139H214ZM213 140V141H214ZM218 140V139H217ZM245 140V139H243ZM251 140V139H249ZM248 140V141H249ZM256 140V139H255ZM108 141V142H107ZM181 141V140H179ZM188 141V140H187ZM221 141V139L219 140ZM7 142V141H6ZM64 142V141H63ZM106 142V143H105ZM142 142V143H140ZM157 142V141H156ZM222 142V141H221ZM220 142V143H221ZM243 142V141H242ZM62 143V141H61ZM66 143V142H65ZM64 143V144H65ZM179 143V142H178ZM238 143V142H237ZM253 143L254 140H253ZM102 145L101 147H98L99 145ZM158 144V143H157ZM214 144V143H213ZM226 144V143H225ZM241 144V143H240ZM244 143H242L241 146H244L243 145ZM2 145V144H1ZM9 145V144H8ZM63 145V143H62ZM86 145V146H87ZM189 145V144H187ZM211 145V144H210ZM217 145V144H216ZM219 145V144H218ZM223 145V144H222ZM221 145V146H222ZM227 145V144H226ZM235 145V144H233ZM246 145V143H245ZM253 145V144H252ZM4 146V144H3ZM59 146V145H57ZM67 146V144H66ZM65 146V147H66ZM111 146V145H110ZM158 146V145H157ZM236 146V145H235ZM239 145L237 144V147ZM248 145H246V148ZM6 147V146H5ZM52 147V146H51ZM63 147V146H62ZM81 147V146H80ZM80 147L79 150H80ZM103 147V148H104ZM112 147V146H111ZM110 147V148H111ZM155 147V146H153ZM160 147V146H158ZM164 147V146H163ZM185 147V146H184ZM220 147V146H219ZM225 147V150H226V146ZM224 147H221V148H224ZM250 147V146H249ZM258 147V146H257ZM25 148V147H24ZM102 148V149H103ZM109 148V149H110ZM157 148V147H156ZM162 148V147H161ZM187 148V147H186ZM202 148H204L202 146ZM211 148V147H210ZM236 148V147H235ZM239 148V147H238ZM243 148V147H242ZM263 148V146L261 147ZM59 149V148H58ZM63 149V148H62ZM112 149V148H111ZM110 149V150H111ZM188 150L190 149V146L187 148ZM205 149V148H204ZM212 149V148H211ZM218 149V148H217ZM220 149V148H219ZM218 149V150H219ZM244 149V148H243ZM254 149V147H253ZM256 149V148H255ZM258 149V148H257ZM260 149V147H259ZM258 149V150H259ZM1 150V149H0ZM3 150V149H2ZM14 150V149H13ZM19 150H22V149H19ZM83 150V149H82ZM101 150V149H100ZM157 150V149H155ZM161 150V149H160ZM168 150V149H167ZM187 150V151H188ZM191 150V149H190ZM197 150V149H196ZM203 150V149H202ZM222 150V149H221ZM224 150V151H225ZM263 150V149H262ZM5 151V150H3ZM18 151V150H17ZM16 151V152H17ZM64 151V150H62ZM86 151V150H85ZM88 156H89V153L91 152H88ZM104 151V149H103ZM103 151H96L97 153L99 152H103ZM107 151V150H106ZM125 151V153H124ZM159 151V150H158ZM215 151V150H214ZM227 151V150H226ZM239 151V150H238ZM242 151V150H241ZM248 151V149L246 150ZM256 151V150H255ZM7 152V150H6ZM15 152V153H16ZM22 152V151H21ZM20 152V153H21ZM65 152V151H64ZM77 152H79L77 150ZM175 152V151H174ZM197 152V151H196ZM216 152V151H215ZM218 152V151H217ZM216 152V153H217ZM245 152V151H244ZM3 153V152H2ZM1 153V154H2ZM76 153V152H75ZM80 153H83V152H80ZM79 153V154H80ZM151 153V152H150ZM155 153V151H154ZM166 153V152H165ZM165 153H163L165 155ZM178 153V152H177ZM193 153V152H192ZM198 153V152H197ZM221 153V152H219ZM226 153V152H225ZM229 153H230V150H229ZM227 153V154H229ZM232 153V152H231ZM62 154V153H61ZM156 154V153H155ZM154 154V155H155ZM158 154V153H157ZM155 155V156H158V155ZM161 154V153H160ZM174 154V153H173ZM176 154V153H175ZM195 154V153H194ZM202 154V153H200ZM214 154V153H213ZM242 154V153H240ZM239 154V155H240ZM247 153H245L246 155ZM25 155V154H24ZM74 155H77V154H74ZM91 155H93L91 153ZM96 155V153H95ZM109 155V154H108ZM111 155V154H110ZM109 155V156H110ZM114 155V154H113ZM113 155H111L113 157ZM149 155H152V154H149ZM192 155V154H191ZM216 155V154H215ZM213 155V156H215ZM235 155V154H234ZM237 155V154H236ZM235 155V156H236ZM244 155V154H243ZM10 156V155H9ZM8 156V157H9ZM22 156V155H21ZM54 156V155H53ZM62 156V155H61ZM79 156V155H77ZM101 156V154H100ZM103 156V155H102ZM117 156V155H116ZM161 156V155H160ZM210 156V154H209ZM219 156V155H217ZM215 156V157H217ZM226 156V155H225ZM230 156V155H229ZM2 157V156H1ZM0 157V158H1ZM16 157V156H15ZM19 157V156H17ZM111 157V159H112ZM115 157V155H114ZM148 157V156H147ZM180 157V156H179ZM214 157V158H215ZM221 157V156H220ZM224 157V155H223ZM244 157V156H243ZM6 158V157H5ZM10 158V157H9ZM48 158V157H47ZM73 158H76V159H73ZM152 159V157H150ZM155 158V157H154ZM158 157H156V160H157ZM165 158V157H164ZM167 158V157H166ZM176 158V157H175ZM204 158V157H203ZM218 158V157H217ZM232 158V157H231ZM19 159H21L19 157ZM18 159V160H19ZM23 160L25 158H22ZM44 159V158H43ZM50 159V158H49ZM103 159H105L103 157ZM163 158H161L160 160H162ZM181 159V158H180ZM192 159V158H191ZM209 159V158H208ZM212 159V158H211ZM225 157L224 159L222 158V160L225 161ZM228 159V158H227ZM227 159H226V162H227ZM259 159V158H258ZM5 160V159H4ZM17 160V159H16ZM28 160V159H27ZM34 160V159H33ZM62 160V159H61ZM91 160V158H90ZM93 160V158H92ZM95 160V159H94ZM92 162L90 168L88 169L87 167V171L84 172L85 173V177L86 176V173L89 175L94 169L96 171V168L99 167V163H96ZM107 160V159H106ZM110 160V159H109ZM115 160V159H114ZM117 160V159H116ZM159 160V159H158ZM165 160V159H164ZM177 161H179L178 159H176ZM190 160V159H189ZM234 160V159H233ZM255 160V159H254ZM253 160V161H254ZM263 160V159H261ZM20 161V160H19ZM45 161V160H44ZM101 161V159L99 160ZM168 161V160H167ZM166 161V164L168 163ZM183 161V160H181ZM179 161V163L181 162ZM216 161V160H215ZM218 161V160H217ZM259 161V160H258ZM2 162V161H1ZM39 162V161H38ZM108 162V160H107ZM106 162V163H107ZM111 162V160H110ZM157 162V161H156ZM159 162V161H158ZM5 163V162H4ZM20 164H22L21 162H19ZM42 163V162H41ZM44 163V162H43ZM55 163V162H54ZM57 163V161H56ZM105 163V164H106ZM113 163V161L111 162ZM111 163H110V166H111ZM116 163V162H115ZM117 163V164H118ZM178 163V162H177ZM229 163V162H228ZM261 163V162H260ZM25 164V163H24ZM61 164V163H60ZM88 164V163H87ZM186 164V163H185ZM252 164V163H251ZM64 166V164H62ZM104 165V164H103ZM109 164H107L108 166ZM180 165V164H179ZM184 165V163H183ZM189 165V163H188ZM193 165V164H192ZM250 165V164H249ZM0 166H2V163L0 164ZM58 165H56L57 167ZM61 166V167H63ZM102 166V165H100ZM107 166H105V168L107 169ZM109 166V167H110ZM129 168H128V167ZM136 166V167H137ZM181 166H182V163H181ZM186 166V165H185ZM184 166V168H185ZM197 166V165H196ZM204 166V165H203ZM209 166V165H208ZM242 166V165H241ZM258 166V164H257ZM20 165L19 164H15L13 163V161H6V163L4 164V167H2L3 169L1 170L0 172V182H7L8 180L11 181L13 179H11V174L14 170H17V172H19L20 174V171H23L22 169L20 170ZM66 167V165L64 166ZM63 167V168H64ZM114 168V165L111 166ZM116 167V165H115ZM170 167V166H169ZM68 168V167H67ZM86 168H83V169H86ZM100 168V167H99ZM102 168V167H101ZM104 168V169H105ZM119 168V167H117ZM188 168V167H187ZM193 168V167H192ZM218 168V167H217ZM231 168V167H230ZM253 168V167H252ZM258 168V167H257ZM263 168V167H262ZM45 169V168H44ZM48 169V168H47ZM59 170L61 168H58ZM65 169V168H64ZM69 169V168H68ZM189 169V168H188ZM194 169V168H193ZM254 169V168H253ZM74 171V169H72ZM103 170V169H102ZM145 170V173L146 171ZM182 170V169H181ZM185 171L187 169H184ZM196 170V169H195ZM210 170V169H209ZM214 170V169H213ZM229 170V169H228ZM61 171V170H60ZM85 171V170H83ZM112 171V170H111ZM117 170H115L114 172L115 173H118L116 172ZM118 171H120V168L118 169ZM153 171V172H154ZM174 171V170H173ZM212 171V170H211ZM222 171V170H221ZM232 171V170H231ZM252 171V170H251ZM255 171V169L253 170ZM257 171V170H256ZM259 171V169H258ZM69 172V171H68ZM72 172V171H70ZM76 172V171H74ZM82 172V171H81ZM98 172V171H97ZM106 172V171H104ZM103 172V173H104ZM109 172H110V169H109ZM123 172V171H122ZM122 172H120L119 174H122ZM125 172V171H124ZM144 172V170H143ZM142 172V173H143ZM152 171H149L148 173H150ZM172 172V171H171ZM194 172V170H193ZM192 172V173H193ZM264 172V171H263ZM28 173V172H27ZM34 173V172H33ZM94 173V172H93ZM91 173V174H93ZM96 173V172H95ZM101 173V172H100ZM130 173V172H129ZM128 173V174H129ZM144 173V175H145ZM170 173V172H169ZM181 173V172H180ZM186 173V172H185ZM258 173V172H257ZM18 174V175H19ZM24 174V173H23ZM29 174V173H28ZM42 174V173H41ZM74 173H72L73 175ZM80 174V173H79ZM110 173H108L109 175ZM127 174V175H128ZM159 174V175H160ZM184 174V173H183ZM189 174V173H188ZM194 174V173H193ZM259 174V173H258ZM25 175V174H24ZM76 175V173L74 174ZM73 175V176H74ZM96 175V174H95ZM102 175V174H101ZM104 175V174H103ZM123 175V174H122ZM125 175V174H124ZM126 175V176H127ZM142 175V174H141ZM148 175V174H147ZM152 175V174H151ZM158 176V178H160ZM164 175V174H163ZM162 175V176H163ZM168 175V174H167ZM215 175V174H214ZM42 176V175H41ZM83 176V175H81ZM92 175H90V178H91ZM99 176V175H98ZM129 176V175H128ZM137 176V175H136ZM135 176V177H136ZM155 176V177H157ZM261 176H264L263 174H261ZM22 177V174L21 176ZM75 177V176H74ZM84 177V176H83ZM84 177V178H85ZM102 177V176H101ZM105 177H107L105 175ZM112 177V176H111ZM115 177V176H114ZM125 178V176H123ZM122 177V178H123ZM138 177V176H137ZM152 177V176H151ZM154 177V176H153ZM154 177V178H155ZM165 177V175H164ZM207 177V176H205ZM209 177V176H208ZM215 177V176H213ZM260 177V176H259ZM32 178V177H31ZM72 179V177H70ZM84 178L82 179L81 178H78L77 179V182L79 183V186L81 185L82 187H85L86 190L87 188H90L88 187V185L90 184H85L86 182H88L86 180V182L84 183ZM103 178V177H102ZM113 178V177H112ZM119 177L115 178L114 181H111V182H108L109 185L113 186L111 190H117L118 188H120L121 185H118L119 180L116 181V179H118ZM120 178V181L121 179ZM123 178V179H124ZM127 178V177H126ZM140 178V177H138ZM138 178H136L138 180ZM149 178V177H148ZM178 178V176H177ZM191 178V176H190ZM194 178V176H193ZM197 178V177H196ZM196 178H195V183L198 184V182H196ZM230 178V177H229ZM228 178V179H229ZM248 178V177H247ZM262 178V177H261ZM15 179V178H14ZM76 179V177H75ZM75 179H73V181H75ZM100 179V178H99ZM109 179V178H108ZM114 179V178H113ZM112 179V180H113ZM152 179V178H151ZM179 179V178H178ZM181 179V178H180ZM28 180V179H27ZM52 180V179H51ZM105 180V179H104ZM132 181V179H128V182ZM135 180V179H133ZM141 181L144 182V179H140ZM147 180V179H146ZM150 180V179H148ZM158 180V179H157ZM161 180V179H160ZM194 180V179H193ZM192 180V181H193ZM260 180V179H259ZM21 181H22V178H21ZM96 181H99V180H96ZM95 181V182H96ZM102 181V180H101ZM108 181V180H106ZM116 181V182H115ZM125 181V180H124ZM178 180L176 179V182ZM185 181V180H184ZM243 182V180H241ZM249 181V180H248ZM26 182V181H25ZM29 182V181H28ZM56 182V181H55ZM70 182V181H69ZM76 182V181H75ZM104 182V181H103ZM101 182V183H103ZM127 182V181H125ZM124 182V183H125ZM127 182V183H128ZM155 180L153 181V184ZM158 183L160 181H157ZM194 182V181H193ZM259 182V181H258ZM262 182H264L262 180ZM59 183V182H58ZM93 183V182H91ZM107 183V184H108ZM127 183H125L124 185H126ZM157 183V184H158ZM165 183V182H164ZM164 183L162 185H157V186H152V187H147L145 189H141L139 191V194L137 196V199H134V202L135 204H131L133 207H132V210L130 211H127L128 213L127 214H123L122 213L120 214L121 216V221H124L129 227H130V230L131 231V235H129V237L131 236L132 238L135 237V240L137 241L138 240V243L141 245L140 248H144L142 249L143 250V253L142 254H138V255H132L131 252H129L128 250L126 251L124 248H121L120 245L118 244V242H115L114 241V238H113V235L115 236V234L113 233V235H110V233H108L110 236L108 237V246H109V255H110V262L109 264H131V260L132 258H134V262H135V259H139V258H142L143 260L145 259V261L147 260V264H254V261H253V256L251 255V252H250V249L247 247V245H245L244 241H243V237L236 233L234 230V227H232L231 225L228 224L227 221H231L232 220H227L228 218L226 217H223V212L225 210L228 209V202L224 199V195L222 196L221 194H217L216 193H210L208 191V189L206 187H197L199 188L198 190L201 192V196H202V200L199 201V206L197 204L198 207L194 206L195 204H192L193 203V200L195 201L197 199H191L192 196H190V199L187 197L189 196L190 194L191 195H194L190 192V188L188 187L189 191L187 190V188L185 189V187L182 185V183L180 184L179 182V185L182 186L183 190L180 188V187H177V188H180L181 192L183 195L184 194H188V195H179L177 194V192L174 191H170L169 193V188L168 189H165L166 186H164ZM202 183V182H201ZM240 183V182H239ZM238 183V184H239ZM244 183V182H243ZM246 183V182H245ZM252 183V181H251ZM256 183V182H255ZM260 183H261V180H260ZM46 184V183H45ZM52 184V183H51ZM50 184V185H51ZM54 184V183H53ZM71 184V183H70ZM123 184V183H122ZM130 184V183H129ZM133 184V183H132ZM137 184V182H136ZM135 184V187H137ZM139 184V182H138ZM149 184V182H148ZM151 184V183H150ZM152 184V185H153ZM174 184V183H173ZM177 184V183H176ZM220 183H218L219 185ZM250 184V182H249ZM248 184V185H249ZM254 184V183H253ZM24 185V184H23ZM28 185H30L31 187H35V184L33 183H29ZM41 185V184H40ZM49 185V184H48ZM69 185V184H68ZM93 185V184H92ZM91 185V186H92ZM128 185V184H127ZM139 185H143L142 183L139 184ZM200 185V184H199ZM198 185V186H199ZM242 185V184H241ZM256 185V184H255ZM258 185V184H257ZM4 186V185H3ZM29 186V187H30ZM73 186V185H72ZM78 186V190L80 192V195H84L82 193V190L80 187ZM99 186V185H97ZM105 187L104 185H101V187ZM108 186V185H107ZM134 186V185H133ZM178 186V184H177ZM186 186V185H185ZM254 186V185H253ZM259 186V185H258ZM48 187V186H47ZM52 187V186H51ZM61 187L62 184H61ZM59 187V185H55L53 186V190L55 191V194L56 195H61V197L63 198L64 197V194L65 192H63L64 190ZM65 187V186H64ZM69 187V186H68ZM75 187L76 186V183H75ZM74 187V188H75ZM127 187V186H126ZM125 187V188H126ZM135 187L134 190H135ZM211 187V186H210ZM218 187V186H217ZM241 188H243L244 190H246L247 188H249L248 186H245L243 185L240 186ZM252 187V186H251ZM250 187V188H251ZM70 188V187H69ZM80 188V189H79ZM93 188V187H92ZM109 188V187H108ZM123 188V187H121ZM132 188V186H131ZM132 188V189H133ZM141 188V186H140ZM143 188V187H142ZM193 188V187H192ZM206 188V189H205ZM212 188V187H211ZM241 188H238V186H235V185H227L226 187V191H231V192H236L237 191V194L238 193V190L240 191ZM254 189V187H252ZM251 188V189H252ZM256 188V187H255ZM65 189V188H64ZM73 190V188H71ZM70 189V190H71ZM84 189V188H83ZM103 189V188H102ZM106 189V188H105ZM174 189V188H173ZM186 192H184L185 190ZM195 189V188H194ZM242 189V190H243ZM10 190V189H9ZM8 190V191H9ZM23 190V189H22ZM77 190V189H76ZM93 190V189H92ZM91 190V191H92ZM108 190V189H107ZM132 190V193L133 191ZM137 190V189H136ZM213 190V188H212ZM248 190V189H247ZM33 192L36 191V190H32ZM68 192V190H66ZM89 191V190H88ZM86 191V192H88ZM98 191V190H97ZM110 191V189H109ZM108 191V192H109ZM122 190H120L121 192ZM168 191V192H167ZM179 191V189H178ZM190 193H188V192ZM193 191V190H192ZM196 191V190H195ZM251 192H253L252 190H250ZM40 192V191H39ZM79 192H76V193H79ZM93 192V191H92ZM102 192V190H101ZM107 192V191H106ZM105 192V193H106ZM111 192V191H110ZM118 192V191H117ZM215 192V191H214ZM246 192V191H245ZM249 190L246 192L248 194ZM35 193V192H34ZM82 193V194H81ZM116 193V192H115ZM136 193V192H135ZM225 193V192H224ZM250 193V192H249ZM3 194V193H2ZM1 194V196H2ZM5 194V193H4ZM25 194V193H24ZM27 194V193H26ZM37 194V193H36ZM54 194V193H53ZM54 194V195H55ZM67 194V193H66ZM75 194V192H74ZM88 194V193H87ZM110 194V193H109ZM119 194V193H118ZM117 194V195H118ZM125 194V193H123ZM129 194V193H128ZM128 194H126L128 196ZM227 194V193H226ZM253 194V193H251ZM44 195V194H43ZM91 195V194H90ZM102 195V194H101ZM108 195V193H107ZM112 195V194H110ZM197 195V194H196ZM240 195V194H239ZM257 195V193H256ZM6 196V195H5ZM26 196V195H25ZM66 196V195H65ZM72 196V195H71ZM92 196V195H91ZM120 196V195H119ZM130 196H132L130 194ZM195 196V195H194ZM200 196V195H199ZM229 196V195H228ZM237 196V195H236ZM9 198H4L2 197V199H0V264H28L25 260H22L21 259H17L16 258V254L17 252L21 251L22 248H21V243L20 241L22 240L21 238H25V237H29L30 235L34 236L35 235V229L31 226V224L29 223V225H26L23 221L22 223H16V221L14 220V218L10 215L9 213V210H10V206L9 204H11V202L13 201L11 198H13V195L12 196H8ZM43 197V196H42ZM86 197V196H85ZM125 197V196H124ZM122 197V198H124ZM134 197V196H133ZM258 197V196H257ZM27 198V197H26ZM34 198V197H33ZM41 198V197H40ZM56 198V197H55ZM54 198V199H55ZM68 198V194H67V197H64V200ZM70 198V197H69ZM79 198V197H78ZM107 198V197H106ZM114 198V197H113ZM128 198V197H126ZM195 198V197H193ZM200 198V197H198ZM250 198V197H249ZM31 199V198H30ZM52 199V198H51ZM61 198L59 197L58 200H60ZM76 199V198H75ZM133 199V198H132ZM131 199V200H132ZM201 199V198H200ZM56 200V199H55ZM57 200V201H58ZM69 200V199H67ZM115 200V199H114ZM118 200V199H117ZM125 200V199H124ZM136 200V201H135ZM192 200V201H191ZM49 201V200H48ZM70 201V200H69ZM68 201V202H69ZM71 201H74V200H71ZM70 201V202H71ZM127 201V200H126ZM264 201V200H263ZM15 202V201H14ZM66 202V201H65ZM197 202V203H198ZM231 202V201H230ZM236 203L234 204L236 206V208L239 210L240 214L242 215L243 217V220L242 222L244 223V227L245 225L246 226H249L248 229L251 230L252 229H255L256 231H258V233L260 232H263L264 231V215H263V212L262 211H256V210H252L250 207H248L247 205H244V203L240 202V201H235ZM57 203V202H56ZM73 203V202H72ZM117 203V202H116ZM122 203V202H121ZM126 203V202H125ZM192 204L193 205V208L192 206H190L189 204ZM195 203V202H194ZM27 204V203H26ZM34 204V203H33ZM38 204V203H37ZM60 204V203H59ZM61 205V204H60ZM125 205V204H124ZM233 205V204H232ZM259 205V204H258ZM121 206V205H120ZM123 206V205H122ZM58 207V206H57ZM131 207V206H130ZM129 207V208H130ZM230 207V206H229ZM17 208V206H16ZM34 208V207H33ZM55 208V207H54ZM59 208H62L61 206ZM119 208V206H118ZM57 209V208H56ZM76 209V208H75ZM123 209V208H122ZM64 210V209H63ZM124 210V209H123ZM224 210V211H223ZM33 211V210H32ZM55 211V210H54ZM62 211V210H61ZM61 211H60V214H61ZM228 211V210H227ZM59 212V211H58ZM117 212V211H115ZM119 212V211H118ZM123 212V211H121ZM230 212V211H229ZM234 212V211H233ZM65 213V212H64ZM76 213V211H75ZM59 214V213H58ZM112 214V213H111ZM115 214V213H114ZM236 214V213H235ZM234 214V215H235ZM37 215V214H35ZM47 216V215H46ZM113 216V215H112ZM117 216V215H116ZM119 216V215H118ZM117 216V217H118ZM236 216V215H235ZM110 217V216H109ZM114 217V216H113ZM208 217H211L212 220L208 219ZM29 218V217H28ZM37 218V217H36ZM226 218V219H225ZM237 218V217H236ZM40 219V218H39ZM68 219V218H67ZM66 219V220H67ZM108 219V218H107ZM115 219V218H114ZM17 220V219H16ZM42 220V218H41ZM57 220V219H56ZM70 220V219H68ZM120 220V219H119ZM118 220V221H119ZM27 221V220H26ZM114 221V220H113ZM111 221V222H113ZM120 221V222H121ZM61 222V221H60ZM72 222V220H71ZM104 222V221H103ZM111 222H110V227L109 229L111 228ZM117 222V221H116ZM115 222V223H116ZM230 222V223H231ZM34 223V222H33ZM37 223V222H36ZM48 223V222H47ZM66 223V222H65ZM77 223V222H76ZM234 223V222H233ZM238 223H240L238 221ZM39 224V223H38ZM73 224V223H72ZM80 224V223H79ZM109 224V223H108ZM107 224V225H108ZM113 224V223H112ZM124 224V223H123ZM122 224V225H123ZM18 225V226H17ZM48 225V224H47ZM71 225V224H70ZM101 225V224H100ZM115 225V224H114ZM121 225V223H120ZM237 225V224H236ZM241 225V226H243ZM51 226V225H50ZM69 226V225H68ZM118 226V225H117ZM70 227V230H69V236L72 238V243L69 242L71 245V250L68 251V253H66V256L65 258L63 259V261L65 260L66 263H75L77 260H79V258H82L83 259V263L81 264H104L102 260V254H101V248L99 249V246H87L89 245L90 243H81V239H80V232L81 230L79 231L77 229V226H69ZM82 227V226H81ZM108 227V226H107ZM115 227V226H114ZM238 227V226H237ZM251 227V228H250ZM106 228V227H105ZM126 228V227H125ZM243 228V227H242ZM246 228V227H245ZM67 229V228H66ZM80 229V228H79ZM112 229V228H111ZM110 229V230H111ZM114 229V228H113ZM116 230V229H115ZM128 230V228H127ZM245 230V229H244ZM61 231V230H60ZM114 231V230H113ZM119 231V229H118ZM120 231H123L122 229ZM125 231V230H124ZM127 231V232H129ZM241 231V230H240ZM247 231V230H246ZM48 232V231H47ZM83 232V231H82ZM87 232V231H86ZM108 232V231H107ZM248 232V231H247ZM250 232V231H249ZM253 232V231H252ZM39 233V231H38ZM118 233V232H117ZM126 233V232H125ZM124 233V235H125ZM264 233V232H263ZM34 234V235H33ZM67 234V233H66ZM82 234V233H81ZM105 234V233H104ZM120 234V233H119ZM128 234V233H127ZM130 234V233H129ZM244 234V233H243ZM249 234V233H248ZM255 234H257L255 232ZM87 235V234H86ZM247 235V234H246ZM36 236V235H35ZM67 236V235H65ZM83 236V235H81ZM106 236V235H105ZM117 236V235H116ZM127 236V235H126ZM125 236V237H126ZM249 236V235H248ZM256 236V235H255ZM259 236V235H258ZM264 236V234H263ZM47 237V236H46ZM87 237V236H86ZM97 237V236H96ZM104 237V236H103ZM107 237V236H106ZM105 237V238H106ZM123 237V234L121 236V239ZM124 237V238H125ZM33 238V237H32ZM35 238V237H34ZM98 238V237H97ZM128 238V236H127ZM261 238V237H259ZM263 238V237H262ZM85 239V238H84ZM38 240V239H37ZM52 240V239H51ZM94 240V239H93ZM103 240V239H102ZM101 240V241H102ZM133 240V239H132ZM36 241V240H35ZM97 241V240H96ZM122 241V240H121ZM120 241V242H121ZM125 241V240H123ZM135 241V242H136ZM37 242V241H36ZM43 242V241H42ZM50 242V241H49ZM92 242V241H91ZM26 243V242H25ZM38 243V242H37ZM94 243L96 244V242L94 241ZM93 243V244H94ZM104 244H105V241H104ZM123 244V243H122ZM249 244V243H248ZM98 245V244H97ZM107 246V247H108ZM132 246V245H131ZM136 246V245H135ZM25 247V246H24ZM69 247V246H68ZM101 247V246H100ZM264 247V246H263ZM33 248V247H32ZM108 249V248H107ZM137 249V248H136ZM141 249L139 250V252L141 251ZM259 249V248H258ZM261 251L263 250L261 247H260ZM259 249V250H260ZM103 250V249H102ZM130 250V248H129ZM132 250V249H131ZM260 251V252H261ZM66 252V250H65ZM134 252V251H133ZM138 252V250H137ZM142 252V251H141ZM140 252V253H141ZM259 252V251H258ZM258 252H255V253H258ZM264 252V251H262ZM64 253V252H62ZM103 253V252H102ZM107 253V252H106ZM253 253V252H252ZM65 254V253H64ZM137 254V253H136ZM259 255V254H257ZM39 256V255H38ZM260 256V255H259ZM60 257H63V256H60ZM124 258L123 261L120 262V259L121 258ZM38 258V257H37ZM46 258V257H45ZM59 258V257H58ZM104 258V257H103ZM36 259V258H35ZM33 260V261H36V260ZM32 260L30 259L29 261L32 262ZM44 260V259H43ZM49 260V259H48ZM45 263V264H56V263H53L52 261H48ZM56 260V259H54ZM60 260V259H59ZM104 260V259H103ZM82 261V260H81ZM80 261V262H81ZM250 261V262H249ZM39 262V261H38ZM44 262V261H43ZM42 262V263H43ZM57 262V261H56ZM108 263V262H106ZM105 263V264H106ZM135 264H137L135 262ZM139 264V263H138ZM141 264V263H140ZM146 264V263H145ZM256 264V263H255ZM261 264V263H259Z\"/></svg>","mask_w":264,"mask_h":264}]
</instances>
